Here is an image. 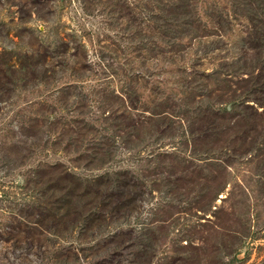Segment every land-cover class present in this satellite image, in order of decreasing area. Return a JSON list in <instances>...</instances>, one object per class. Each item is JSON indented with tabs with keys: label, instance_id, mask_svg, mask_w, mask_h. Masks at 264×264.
<instances>
[{
	"label": "trees",
	"instance_id": "trees-1",
	"mask_svg": "<svg viewBox=\"0 0 264 264\" xmlns=\"http://www.w3.org/2000/svg\"><path fill=\"white\" fill-rule=\"evenodd\" d=\"M50 1L3 0L16 11L8 21L0 20V113L17 92L44 89L52 94H41L37 108L26 109L8 130L0 124V137H5L0 139V167L48 158L11 186L8 175L0 176V242L17 246L25 241L40 250L49 246L48 236L77 232L79 239L101 238L111 224L117 227L102 238L101 250H116L119 262L148 264L180 215L196 205L197 211L212 209L228 186H235L232 194L245 190L234 177L230 180L227 169L245 154L235 148L238 140L264 137V0H83V5H99L121 35L120 45L96 55L95 67L76 31L55 28L51 39L46 30L33 37L30 29L20 27L28 19L39 20L37 11ZM236 22L244 29L243 45L228 57L218 51ZM209 55L213 68H200ZM187 56L193 62L177 68L169 92L159 83L144 87L147 96L140 90L139 85H147L140 84L142 72L135 65L144 68L160 58L183 63ZM127 65L138 73L125 72ZM108 69L111 75L123 71L119 91L107 82ZM64 76L70 80L60 81ZM85 108L91 116L81 114ZM143 137L155 145L174 141V149L154 150L139 170L128 167L85 178L56 158L64 154L69 162L84 165L113 161L119 150L129 153L130 144L139 145ZM200 156L208 163L206 173L196 163ZM156 192L168 199L151 209L147 222H139L140 216H132L138 202ZM185 238L181 235L180 241ZM73 246H63L55 259H77ZM196 246L187 240L186 248L199 250ZM183 260L191 263V258H168L164 264Z\"/></svg>",
	"mask_w": 264,
	"mask_h": 264
},
{
	"label": "rangeland",
	"instance_id": "rangeland-1",
	"mask_svg": "<svg viewBox=\"0 0 264 264\" xmlns=\"http://www.w3.org/2000/svg\"><path fill=\"white\" fill-rule=\"evenodd\" d=\"M1 2L0 20L8 21L12 12L16 11V8L9 3L3 2V0ZM37 14L39 15V20L28 19L26 23L23 21L20 25L16 19L14 23L20 25V27L30 29L31 35L28 36L33 37L36 35L37 30H46L44 35L51 39L54 36L55 28H58V30L64 28L67 32L70 30L76 31L85 43L93 65L97 60L96 55L99 52H105V47L112 48L111 44L120 45L121 35L119 31L110 27L109 19L105 15L104 10L99 5L97 6L96 3L94 5L91 3L83 5V0H51L50 3L43 6L42 11L38 10ZM243 32L242 26L236 22L232 26L231 32L223 40L225 43L223 49L218 52H222V55L228 57H235L243 45ZM15 41L17 40L15 39ZM120 50L121 47H119L118 56H120ZM199 56L203 57L202 55ZM187 57L183 63L182 61H176L174 64H170L162 62L163 59L160 58L158 59L160 61L148 62L144 68L135 65V69L142 72L140 78L142 83L140 84L147 85H139L140 90H143L147 96L149 92L144 90V87L148 88V86L159 83L162 84L166 92H169L173 85V79L177 77V68L183 64L193 62V59L189 56ZM211 57L212 55H209L207 59H203V65L200 68L211 70L215 65V62L210 61ZM119 62H123L122 59ZM102 66H104V63H102ZM124 69L126 70L125 72L138 73L137 71H132L128 65ZM112 70L108 69L105 72L107 76H111L107 82L112 88L119 91L121 87L119 80L123 79L124 73L121 70H116L115 74L111 75L114 73ZM76 71L79 72L78 70ZM118 71L119 73L116 74ZM99 73L100 77H102L101 69H99ZM59 76L58 73L57 77ZM64 77L65 79L60 81L70 80L67 76ZM47 93L48 90L45 91L44 89H35L33 92H17L12 102L6 105L3 112L0 113L2 128L8 130L11 125L18 123L26 109L32 108L29 111H34L37 108L35 102L39 100L41 94L47 95ZM48 94H52L51 90ZM93 113L96 116V113ZM81 114L91 116V111L85 108ZM26 115L28 116L29 114L26 113ZM94 125H100V123H95ZM0 139L2 138L0 137ZM4 139L5 137L1 141ZM243 142V140H238L234 146L239 149L241 154H244V152L245 154L236 159L230 169H227L230 180L232 181L234 177V180L245 189L243 193L236 189L235 193L232 194V189L235 186H228L226 191L218 196L219 199L213 204L212 209L207 208L197 211L199 205H196V207L191 209L192 212L190 214L186 216L180 215L178 217L179 223L174 228H171L169 236L160 239L155 255L149 257L151 262L148 264H164L168 258H191V263L183 260L177 262V264H264V137L255 140L248 139ZM174 145V141L169 140H164L159 145H155L152 140L144 138L143 141L139 142V145L130 144L131 150H129V153L125 150H119L116 159L113 161H104L103 163L98 161L91 165H84L82 161H73L71 163L68 158L64 157V154H58L56 158L65 163L66 167L73 173L85 178L128 167L139 170L143 164H149L143 159L154 150L162 149L161 152L171 151L174 149ZM243 148L250 151L247 153ZM184 155L190 156V153L187 152ZM71 156L73 155H69V157ZM214 157L218 158L219 155L216 154ZM198 158L200 160H196V163L198 162V166L203 168L206 173L209 169L208 163L204 161V157L200 156ZM220 158L223 159V156ZM38 160L47 161L48 158L44 159V157L37 156L25 161L24 165H18L17 163L12 167L2 166L0 167V176L8 175L7 179H5L7 185L13 181L21 182L23 177L20 175L26 174L31 167L35 166ZM215 183H212L211 186L213 185L214 187ZM208 184L210 185V183ZM199 190H201V187L197 188L198 192ZM205 193H211V191L208 190ZM228 193L230 196L222 202V198H225ZM167 199L163 198L161 193L156 192L154 196H148L145 201L138 202L139 210L135 211L132 216L134 218L135 216H140L139 222H147L151 218V209L157 208L158 205L165 203ZM171 203H173V200ZM2 206L3 203H0V209ZM219 208H223L224 211L216 214L215 212ZM133 221L131 220L130 223ZM2 224H4V221L0 210V227ZM134 225H137V223H134ZM116 227L114 225L111 226V224L105 227L103 237ZM182 231L185 234H182ZM181 235L187 238L180 241ZM48 237L47 243L49 246L43 248L45 250H39L36 246L31 248L25 241L17 246H13L11 241L6 245L0 242V264H55V262L57 264H127L126 262H119L120 259L114 252L116 250H101L103 242L100 241L103 237L79 239L77 232L62 233L57 237ZM200 238H204L203 242L200 241L201 243L199 242ZM187 240L197 245L196 247H200L199 250L186 248ZM69 244H74L73 249L78 253L77 259L74 256H70L66 259L56 260L55 254H59L62 247H67ZM1 245L3 246L1 247ZM238 246L239 249H236ZM52 248H56V250ZM136 251L133 250V254ZM149 252L152 251L149 250ZM128 256L130 257L131 255Z\"/></svg>",
	"mask_w": 264,
	"mask_h": 264
}]
</instances>
